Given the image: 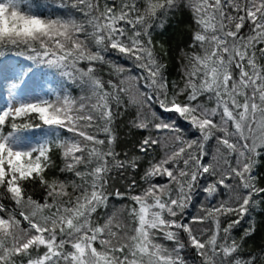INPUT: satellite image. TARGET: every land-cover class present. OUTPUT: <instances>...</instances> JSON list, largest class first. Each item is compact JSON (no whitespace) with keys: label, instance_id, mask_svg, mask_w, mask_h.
I'll return each instance as SVG.
<instances>
[{"label":"snow or ice","instance_id":"6c2138e0","mask_svg":"<svg viewBox=\"0 0 264 264\" xmlns=\"http://www.w3.org/2000/svg\"><path fill=\"white\" fill-rule=\"evenodd\" d=\"M181 2L143 0L141 7L138 0H120L119 5L101 7L99 0H50L45 5L0 0V57L14 51L30 62L12 69L13 92L26 95L32 66L37 65L73 82L78 78L92 94L80 102L67 93L55 100L37 96L0 108V264H188L183 255L188 250L195 252L199 264H264V250L242 257V245L235 239L227 242L231 230L260 203L256 197L264 199V187L253 175L264 157V0H186L196 24L189 45L193 51L185 53L184 87L169 96L165 65L154 54L149 29ZM66 7L84 18L43 14L44 8ZM245 27L247 32L242 31ZM112 51L133 59L146 73L145 86L160 109L177 114L198 133L187 139L175 121H164L154 112L152 120L137 114L133 127L167 130L176 146L149 162L141 177L147 187L129 197L134 202L128 211L133 227L116 221L115 213L103 224L93 217L110 195H126L118 188L107 191L113 169L138 168V157L125 154L120 160L112 148L117 115L113 106L119 107L123 89L111 80L106 87L96 75L97 66L106 63L105 53ZM81 62H87L86 67H79ZM114 70L124 71L118 65ZM143 95L146 101L153 98ZM84 99L94 102L86 104ZM98 118L104 124L106 149V141L89 131ZM61 130L72 136L62 138ZM36 132L44 139L32 143L28 134ZM213 138L215 153L205 163L206 145ZM158 143L149 134L140 141L139 152L147 154ZM53 146L61 150V171L73 172L80 184L46 178L54 167ZM218 157L225 168L216 166ZM158 176L167 177V183H154ZM205 176L214 177L202 188L207 198L221 188L232 195L217 206L202 205L204 214L186 221L185 210ZM135 184L133 180L129 189ZM36 185L45 191L43 203L30 193ZM5 199L13 206H6ZM228 215L237 219L221 228L220 217ZM206 220L214 225L207 238L206 230L193 227ZM255 230L250 223L242 239ZM159 237L172 246L157 242Z\"/></svg>","mask_w":264,"mask_h":264},{"label":"trees","instance_id":"16d2710c","mask_svg":"<svg viewBox=\"0 0 264 264\" xmlns=\"http://www.w3.org/2000/svg\"><path fill=\"white\" fill-rule=\"evenodd\" d=\"M34 3L45 5L49 4L50 0H33ZM67 3L68 0H65ZM141 7H143V0H138ZM101 7L105 3L109 6L115 3L116 5L120 4V0H99ZM44 15L52 16H68L71 15L77 20H82L84 17L82 13L76 11V9L71 7L66 8H44ZM196 29V24L193 19L192 11L186 5V0H182L180 7L173 11L168 12L166 15L159 16L155 21L152 22V27L149 29L151 34L152 46L154 54L158 57L161 63L165 65L163 70V76L167 82V88L169 96H171L176 89L183 88L185 83L184 77V66L188 63L185 59V53H191L193 49L189 48V45L192 42V34ZM243 32H247L248 29L245 27L242 29ZM147 40V37H144ZM92 50L95 51V46L91 45ZM6 55L17 56L15 52H8ZM18 57V56H17ZM106 63L98 65L96 68V75L105 82L107 87V81L111 80L113 84L118 85L123 89L120 95V105L118 108L113 106L114 112L117 115L114 117L112 128L114 130V135L116 136V141L112 145V148L116 153H118V159L124 160L125 154L129 158L135 156L138 157V168L133 171L131 168L121 169L113 171L109 174V187L108 192L112 193L115 189H119L120 192L125 193L126 195L123 198H117L115 195H110L107 201L106 207H101L97 209V212L93 214L94 219L98 223L103 224L108 216H111L113 213L116 214V221L122 222L129 227H133L131 217L128 215V211L134 202L129 198L131 195L140 194L147 185L141 179L144 174V171L149 166L150 161L160 160L165 156L166 153L171 152L176 146V142L173 139L171 133L167 130L157 132L151 125L148 129L141 130L135 128L132 125V122L137 119V114L141 113L146 115L149 120H152V113L154 112L156 116L160 117L164 121H175L178 128L180 129V135L184 138L191 139L194 138L198 133L191 129L190 125L180 119L177 114L168 113L160 109L155 95L152 94L151 89L146 88L147 81L143 79L146 73L136 66V62L133 59H130L126 55H122L116 51L105 53ZM20 58V66H27L30 62L26 61L23 57ZM260 63L264 64V60H261ZM87 62H81L79 67H86ZM121 66L124 71L117 72L114 70V66ZM43 70L52 75L54 80V94L49 97L51 100L56 99V95H64L65 93L70 94L71 97L76 99L78 102L81 101V98L90 97L91 91L87 85L83 84L78 78L75 82L69 79L66 76H62L59 72L54 70H49L45 66H32V72ZM69 72L72 69H68ZM138 77L140 79H138ZM122 81V83H121ZM111 91V88H108ZM149 93L153 95L152 100L146 101L144 93ZM181 100L184 99L183 96L180 97ZM205 97H201V100H204ZM84 103H92L93 100L84 99ZM211 106V105H209ZM34 123H39L38 120H35ZM103 121L97 119L96 126L92 129H89L91 133L96 135L99 139L105 140L106 143L103 147L107 148L106 134L103 129ZM152 134L154 137L159 139V143L153 145L147 154L139 152L138 145L140 141ZM60 135L62 138L71 137L72 134L64 130H61ZM216 141L215 138L211 139L206 147L209 153L208 156L204 158V162L207 163L211 161L212 154L215 153ZM52 160L54 162V167L46 171V178L57 179L60 181H66L69 185L73 182L80 184V178L75 176L73 172L61 171V168L64 167V160L61 154V150L53 146V150L50 153ZM216 166L220 169L226 167L224 159L217 158L215 162ZM81 171H84L83 166L80 167ZM253 175L258 177V186L264 187V157L260 159V162L256 169L253 172ZM167 177H155L153 182L156 184H165L167 183ZM214 177L205 176L200 179L199 188L196 190L193 195L189 206L185 210V219L190 220L192 217L203 215L201 206L212 207L217 206L221 201H228L231 193L228 190L221 188L219 193L214 198H207L206 194L203 193L202 188L207 183L211 182ZM135 180V187L129 189V185L132 184V181ZM68 192L73 193V188L68 187ZM30 193L33 199L43 203L45 196V191L39 185H36L34 188L30 189ZM75 194H78L75 193ZM260 201L258 206L250 210V215L245 216L240 223L235 226L230 233V239L228 243L232 242V239H235L237 243L242 245V251L239 253L242 257H248L250 254L260 255L261 250H264V199L256 197ZM51 202V201H49ZM3 203L6 206L12 207L13 202L5 199ZM237 219L235 215L221 216L220 223L221 228L226 227L227 224ZM250 223H254L255 232L253 235L242 239L244 232L249 228ZM194 229L206 230L205 238L212 234L214 230V225L210 220H206L204 223H197L193 225ZM182 237L184 234H181ZM221 237L223 233L221 232ZM157 242L165 245L166 247H171L172 244L169 241L164 240L162 237H159ZM185 258L188 261V264H199V259L196 257L195 252L188 250L183 253Z\"/></svg>","mask_w":264,"mask_h":264},{"label":"rangeland","instance_id":"374dc122","mask_svg":"<svg viewBox=\"0 0 264 264\" xmlns=\"http://www.w3.org/2000/svg\"><path fill=\"white\" fill-rule=\"evenodd\" d=\"M0 108H5L7 105L16 106L17 104L35 100L37 96L48 98L54 92V80L51 74L46 71L38 70L32 72V79L27 88L26 95L21 96L19 91L13 92L9 78L12 76V69L20 70V58L13 55H5L0 57ZM11 93V94H10ZM32 143L44 139L39 132L29 133Z\"/></svg>","mask_w":264,"mask_h":264}]
</instances>
